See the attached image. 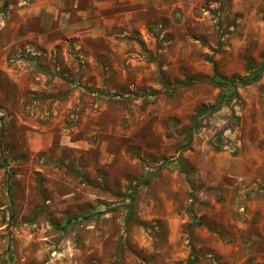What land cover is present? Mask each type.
Wrapping results in <instances>:
<instances>
[{
    "label": "rangeland",
    "instance_id": "374dc122",
    "mask_svg": "<svg viewBox=\"0 0 264 264\" xmlns=\"http://www.w3.org/2000/svg\"><path fill=\"white\" fill-rule=\"evenodd\" d=\"M0 264H264V0H0Z\"/></svg>",
    "mask_w": 264,
    "mask_h": 264
},
{
    "label": "trees",
    "instance_id": "16d2710c",
    "mask_svg": "<svg viewBox=\"0 0 264 264\" xmlns=\"http://www.w3.org/2000/svg\"><path fill=\"white\" fill-rule=\"evenodd\" d=\"M202 80L217 83V81L214 80V78H203ZM256 81H258L257 75H249L245 78H239V77L232 78L228 83L233 84V86L235 87L236 85H248V84L254 83ZM224 83H227V82L225 81ZM207 112H209V111L206 110L205 113H207Z\"/></svg>",
    "mask_w": 264,
    "mask_h": 264
}]
</instances>
